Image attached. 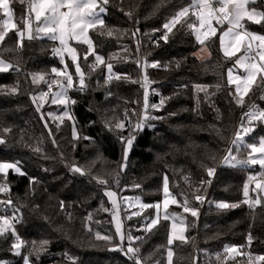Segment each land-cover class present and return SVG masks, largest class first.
<instances>
[{
	"label": "trees",
	"instance_id": "16d2710c",
	"mask_svg": "<svg viewBox=\"0 0 264 264\" xmlns=\"http://www.w3.org/2000/svg\"><path fill=\"white\" fill-rule=\"evenodd\" d=\"M30 3L31 0H10L15 24L20 28H23L22 18L31 16ZM190 4L191 0H110L103 18L108 27L117 31L113 37H107L89 30V36L106 61L112 58L110 62L114 65V72L126 74L130 79L114 80L105 87L106 69L99 66L91 72L87 90L81 92L77 90L75 66L64 54V64L73 75L72 95L76 101L75 104L69 102L67 110L75 120L81 139L73 140L72 122L67 118L59 129L56 124L60 121L49 118V126L55 134V146L31 96L48 91L46 83H32V74L43 73L46 80L59 79L66 83L63 77H56L51 72L52 68L60 66L54 54L57 41L49 38L28 41L25 38L23 48H19L15 31L11 29L5 41L0 43V59L14 66L7 73H0V89L19 85L18 93L14 95L0 91V138L6 141L0 145V162L19 160L27 173V176H19L9 172L7 183L10 191L0 193V201L11 199L13 202L7 206L0 204V216L9 215L16 234L24 240L21 255L16 256L15 250H10L15 238L11 234L7 239L0 238V260L23 264V257L31 253L32 264H73L71 258H76L77 264H133L122 253L108 251L111 245L105 241L95 239V232L99 231L102 235H113V243H119L111 212L103 210L111 209V203L104 194L105 188L115 190L121 200L139 196L145 203H155L163 199L165 174L177 200L182 204L187 197L200 211L197 219L190 213H183L179 205L169 207L171 212L186 218V236L189 237L188 243L176 241L172 245L173 264H235L234 259L225 258V245L244 246L241 249L244 253L250 251L256 256L264 255V207L257 205L250 209L242 203L243 185L260 166L233 168L224 163L229 148L236 158H248L251 150L241 144L237 151L232 145V136L238 116L259 93L262 85L259 82L253 87L244 98L243 105L236 103L235 86L227 83V70L234 69L236 57L226 59L223 56L219 36L226 25H218L215 20L212 24L218 29V34L206 43L211 53L208 58H198L196 52L202 45L198 44L194 34L180 25L169 34L168 43L160 40L159 47L152 43L163 34L162 25L180 8ZM125 13H130L131 17ZM185 19L195 21L192 11ZM245 23L248 30L264 35V26ZM137 28L139 32L133 38L132 33ZM154 29L161 31L154 32ZM137 39L140 41L139 52ZM71 44L77 49L82 69L86 75L89 74L88 65L94 57L89 56L87 63L84 61L87 45L73 40ZM145 58L148 63L159 61L162 67L143 68ZM177 62L180 63L179 68L175 66ZM145 72L153 83L149 103L159 104L162 97L172 99L167 100L160 111L149 109L150 114L163 119L149 121L154 128L137 132L127 168L120 173L124 149L120 136H127L128 129L143 114L144 90L140 83L132 81H142ZM197 84L208 86L210 95L207 98L204 92H196L194 86ZM56 91L59 88L53 84L52 92ZM108 91H111L110 96ZM50 100L51 93L43 111L61 116L64 106L53 105ZM126 112L133 124H126V130L121 132L115 125L126 121ZM5 128L11 131L5 133ZM262 135L264 125L254 129L245 142L258 145ZM85 136L90 139H83ZM38 144L43 154L32 151ZM72 164L81 167L85 174L70 171ZM208 167L216 168L211 178L207 176ZM118 173L119 187L115 183ZM28 177H36L39 183L30 184ZM185 177L189 179L186 181ZM97 179L107 180V186L98 184ZM209 179L211 184L207 183ZM2 180L0 175V182ZM201 181L205 183L201 185ZM134 184H140L141 188L132 187ZM196 188H200L198 194L206 197L203 204L194 200ZM249 195L255 198L252 191ZM60 201H64L63 210ZM221 201L239 203L240 206L221 211L215 207ZM13 208L18 209L15 214ZM133 211L123 208L122 212L125 229H131L134 237H144L143 242L136 241L133 246L140 247L142 259L150 257L147 264H156V261L167 264L170 221L161 220L157 229L145 234L136 229L144 217H152L155 210L147 209L142 216L127 219ZM90 214L91 220L88 219ZM13 215L20 219L13 220ZM249 233L253 237L250 246L247 241ZM42 241L49 242L43 249L40 248ZM127 244L125 241V247ZM217 253L221 254L219 260ZM239 260L247 262V257L240 255Z\"/></svg>",
	"mask_w": 264,
	"mask_h": 264
},
{
	"label": "snow or ice",
	"instance_id": "6c2138e0",
	"mask_svg": "<svg viewBox=\"0 0 264 264\" xmlns=\"http://www.w3.org/2000/svg\"><path fill=\"white\" fill-rule=\"evenodd\" d=\"M110 0H31L29 5L30 12L35 13V20L37 22L36 26L33 27V23L30 19H23L21 23L23 28L17 26L13 23L11 29L15 31L17 37V44L19 48H23L25 38L28 41H32L37 38L48 37L52 41H59V48L54 49L57 55H61V62L63 63V53L67 52L71 58L72 63L75 66V74L78 77V89L83 92L88 88V79H90V74L95 71L99 66H104L106 69V75L104 77V86L107 87L114 80L120 81L125 79H130L126 74H119L114 72V65L111 61V57L106 61L105 57L99 54L96 50V45L93 39L89 36V30L97 31L99 35L107 37H113L116 29L108 27L106 25L104 15L107 14V6ZM215 5H218L216 7ZM67 9V11H62L61 9ZM0 10H3L5 16L8 17L7 20L3 21V25L0 26V43L4 42L9 34V21L12 20L13 11L10 8V0H0ZM194 10V11H193ZM190 11L195 16V21L189 22L185 18L188 17ZM131 17L130 13H125ZM41 18H43V25L40 26ZM215 20L218 25L223 26L225 23L228 25L227 30L223 31L219 36L220 49L223 52V56L226 59H231L236 57L238 53L243 50V55L239 56L235 60V65H239L244 69L245 75H235L233 74V69L229 68L227 70V83L229 85H235V98L236 103L239 105L244 104V97L252 90L253 85L257 84V78L260 76V85L264 86V35L251 32L247 29L246 23L250 22L256 25L264 26V0H191L189 6L180 8L176 13L162 25L163 34L152 41V43L159 47V41L163 40L165 43L169 42V34L173 33V30L180 25L181 28H186L192 34L195 35V39L198 44L204 46L207 42H211L212 38L217 35L218 29L213 26L212 21ZM197 22L199 26H197ZM179 30V29H177ZM154 32L161 31V29H154ZM139 29L132 33L133 38H136ZM73 40L77 43L87 45V50L84 53L83 59L87 63L88 57H94V61L88 65L89 74L86 75L85 71L80 65V57L77 54V49L69 45V41ZM202 50H206L202 49ZM140 51V41L137 39V52ZM211 53L209 52V56ZM256 57H259L257 61ZM140 61H137L138 66H140ZM176 68L180 67V63H176ZM11 63L5 62L0 59V73H7L10 69H13ZM159 68L162 67L159 61H153L148 63L146 58L143 64V68ZM167 67V66H165ZM19 71V69H16ZM51 72L55 74L56 77H63V81L59 79L46 80L45 74H32V83L38 84L44 82L47 84L48 91H41L38 94L32 95L31 99L35 105V110L39 113V118L43 123L45 129H47L48 136L52 139V143L55 146V134L52 128L49 126V118L51 120H59L60 123L56 124V128L59 129L60 125L63 124L64 119L67 118L72 122V135L73 140L78 141L81 139L79 133L76 131L75 120L70 112L67 110L69 102L75 104L76 101L70 99L68 96V91L74 87L73 75L68 71V66L65 65L63 70L52 68ZM133 83H141V87L144 88L143 93V114L135 122L134 126L128 129L129 134L127 136L121 135L120 142L124 145L123 158L120 164V173H123L127 168V161L129 157V152L133 148V142L136 139L137 132L143 131L148 127L154 128L155 126L150 124L149 121L163 119L162 116H155L150 114L149 109L160 111L166 101L172 99V97H162L159 104L149 103V90L148 86L152 83L146 72L143 75L142 81H132ZM53 84L57 85L59 91L52 92ZM97 86L99 87V80L97 81ZM187 87V85H185ZM197 93L204 92L207 98L210 94L208 93L207 85L197 84L194 86ZM19 85L12 86L8 89H0L4 91L7 95H14L18 93ZM51 93L50 103L53 105H63L64 111L61 116H57L54 112H44L43 107L48 103V97ZM158 94V93H157ZM108 96L111 95V91H108ZM175 95H179L176 93ZM107 98V96L105 97ZM126 121H120L115 125V128L119 129L121 132L126 130V124L132 125L133 122L130 117L127 116ZM135 115V112H133ZM170 115H175V113H170ZM247 119L246 127L244 123H241V129L243 135L240 132L236 133L235 139L232 141L239 151L241 144L251 151L248 153L247 159H237L236 156L232 155V149H228V155L224 157V163L230 167L236 168L240 166H251L259 165L261 169H264V137L260 138L259 144L257 143H246L245 137L248 136L252 131L253 127H250L254 121L264 122V110H255L245 113ZM111 130V128H110ZM5 133L10 132L9 128L3 129ZM83 139L88 140L89 137L85 136ZM6 141L0 138V145L5 144ZM75 147V145H73ZM34 153L43 154V149L39 144L32 149ZM254 153H258L259 157L253 156ZM45 155V158H49ZM61 158L63 154L61 153ZM47 171V169H45ZM70 171L73 173H79L84 175L85 172L81 167L75 164L70 165ZM207 176L209 178L213 177L216 173L215 167L207 168ZM9 172L19 175L27 176V173L23 170V165L19 160L13 162H0V175H2L3 180L0 182V193H8L10 191L9 185L7 183V177ZM30 184L39 183L36 177H28ZM94 179H96L94 177ZM189 178L185 177L187 181ZM211 179L207 180L208 184H211ZM255 182V188L252 189L256 192V196L253 199L249 195L250 184ZM97 183L100 185L107 186L108 181L104 179H97ZM117 187H119V173L115 181ZM205 182L201 181V185ZM132 187L141 188L140 184H134ZM200 188H196L193 193L195 202L203 204L206 200L204 195L198 194ZM264 172L261 173L258 178L255 175L248 177V182L243 185V204L248 205L250 209L255 208L257 205L264 207ZM105 196H107L111 202L112 208H104L106 212L112 213V222L115 227V235L119 237V243H113V235H102L99 231L95 232V239L97 241H105L107 244L111 245L108 247V251H116L122 253L129 260L133 261V264H147L149 258H141L140 247H135L133 244L136 241L143 242V236H133L131 229H125L124 223L120 218V203H118L116 197L117 192L109 188H105ZM162 195L163 199L155 203H144L141 201L139 196L128 198H122L125 203L129 206H138L140 211L132 212L127 219H131L133 216H142L144 210L154 209V215L152 217H144V221L137 227L136 231H143L145 234L152 233L154 229L160 225L161 220L171 221L170 227L167 234V264H173V248L172 245L175 241H180L182 243H188L189 237L185 235L188 231V225L186 223V218L179 213L169 212V206L179 205L182 208L183 213H190L191 217L199 218L200 211L199 208L193 206L192 202L185 197L183 203L181 204L169 187V178L167 174L163 176L162 181ZM12 200L8 199L6 201H0L2 205H12ZM161 205H163V212H161ZM239 203H228V202H218L215 207L221 211H228L239 207ZM60 207L63 210L65 207L64 201H60ZM18 211V209L13 208V214ZM13 220H19V217L13 215ZM89 220L92 219L91 214L88 217ZM99 223V221H97ZM88 231L92 232V228L88 227ZM11 234L15 238V242L11 243L10 250H15V255H21V247L23 246V241L16 234L15 228L13 227L10 219L6 215L0 216V238L7 239V236ZM125 241L128 242L127 247H125ZM248 246L251 245L253 237L251 233L247 236ZM48 241H42L40 248L43 249L47 246ZM33 249L36 248L35 242L32 244ZM244 246H230L225 245L223 249V254H225L226 259H235L236 255H245L248 260V264H264V255L252 256L251 253H244L241 249ZM29 256L23 257V264H31ZM38 256L39 253L37 252ZM221 254L217 253V260L220 259ZM73 264H77L76 258H71ZM0 264H10L7 260H0ZM159 264V261H156Z\"/></svg>",
	"mask_w": 264,
	"mask_h": 264
},
{
	"label": "built area",
	"instance_id": "2783aa9c",
	"mask_svg": "<svg viewBox=\"0 0 264 264\" xmlns=\"http://www.w3.org/2000/svg\"><path fill=\"white\" fill-rule=\"evenodd\" d=\"M215 6L218 7V5H215ZM224 25H226V23ZM59 47H60L59 42H57L56 45L54 46V49L59 48ZM54 54H55V56L60 61V66L57 69L63 70L64 67H65L64 58H63V63H62L61 62V55H57L55 51H54ZM63 56H64V53H63ZM256 59L258 61L259 60V57H256ZM152 86H153V83H150L149 86H148L149 97H150V88ZM140 87H141V83H140ZM141 88L144 90L143 87H141ZM72 90L73 89H70L68 91V96L70 97V99L73 100ZM255 110H264V86L261 87L259 93L252 99L251 103L248 106H246L245 108H243V110L241 111L240 115L238 116V119H237V122H236V126H235V129H234V132H233V136H232V141H233V139H235V136H236V133L237 132H240V134L243 135V131L241 129V123L242 122L244 123V125L246 127L249 126L247 124V119L248 118L245 116V113H247L249 111H255ZM262 125H264V122L254 121V123L250 127H253L254 129H256L258 126H262ZM251 135H252V132L248 136H246L245 139L248 138V137H250ZM262 172H264V169L259 168L258 171H256L255 173H253V175H255V176H257L259 178ZM6 216H8L10 218L9 215H6ZM19 237H20V240L21 241H24L21 236H19ZM247 253H251V252L250 251H247ZM251 254H252L253 257L256 256L253 253H251ZM247 264H248V260H247Z\"/></svg>",
	"mask_w": 264,
	"mask_h": 264
},
{
	"label": "rangeland",
	"instance_id": "374dc122",
	"mask_svg": "<svg viewBox=\"0 0 264 264\" xmlns=\"http://www.w3.org/2000/svg\"><path fill=\"white\" fill-rule=\"evenodd\" d=\"M10 8H11V6H10ZM7 19H8V17L5 16L3 10H0V26H2V25H3V21H4V20H7ZM28 19H30V20L32 21V23H33V27H35L36 24H37V22H36V20H35V13H34V12H31V16H30ZM13 23H15V21H14V17L12 16V20L9 21V28H10V30H11V25H12ZM39 23H40V26L43 25V18H41V21H40ZM213 26H214V25H213ZM249 31H250V30H249ZM251 32H253V31H251ZM254 33H256V32H254ZM217 34H218V32H217ZM257 34H258V33H257ZM43 38H48V37H43ZM71 41H72V40L69 41V45H70V46H72ZM57 42H59V41H57ZM72 47H73V46H72ZM205 48H206V50H202V49H205ZM64 54L67 55V56L69 57V60H71V58H70V56L68 55L67 52H64ZM243 54H244V53H243V50H242L240 53L237 54L236 59H238L239 56H241V55H243ZM196 55H197L198 58H200V59L208 58V57H209V50H208L207 46H206V45L201 46V47L198 49V51L196 52ZM5 62H7V61H5ZM8 63H9V62H8ZM236 66H237L238 68H240V69L244 72V69H243L242 67H240L239 65H235V67H236ZM262 137H264V135H262L260 138H262ZM130 152H131V150H130ZM130 152H129V154H130ZM253 156L259 157V154H258V153H254ZM237 159H238V158H237ZM253 166H259V165H251V166H248V167H253ZM254 188H255V182H252V185L250 184V190H249V193H250V191H252V189H254ZM111 190H113V189H111ZM113 191H115V190H113ZM252 194L256 196V192H253V191H252ZM261 195H264V193H262ZM128 198H132V197H128ZM116 199H117L118 203H120V218H121V220L123 221V223H124V217H123V214H122V212H123V208H125V210H129V209L132 210V209H133V210H134L133 212H137V211L140 210V209L138 208V206H129L128 203H125L123 200H121V199L119 198L118 193H117V197H116ZM108 200H109V198H108ZM141 201L144 202V201L142 200V198H141ZM109 202H110V200H109ZM110 203H111V202H110ZM144 203H145V202H144ZM170 206H171V204H170ZM170 206H169V207H170ZM111 208H112V205H111ZM168 211L171 213V211H170L169 209H168ZM161 212H163V205H161ZM111 215H112V213H111ZM170 223H171V221H170ZM124 227H125V224H124ZM185 235H186V233H185ZM118 239H119V237H118ZM175 242H176V241H175ZM239 258H240V255H236V256H235V259H234V260H235V261H234L235 264H237V263H239V262H240V264H246V263H247L246 261H240ZM31 264H32V263H31Z\"/></svg>",
	"mask_w": 264,
	"mask_h": 264
},
{
	"label": "crops",
	"instance_id": "0c3cea01",
	"mask_svg": "<svg viewBox=\"0 0 264 264\" xmlns=\"http://www.w3.org/2000/svg\"><path fill=\"white\" fill-rule=\"evenodd\" d=\"M62 11H67V9L65 8V9H61ZM227 27H228V25L226 24V28H225V30H227ZM224 30V31H225ZM233 74H234V76L235 75H245V72H243L240 68H238L237 66L236 67H234V69H233ZM260 82V76H258V78H257V84ZM256 84V85H257ZM234 85V84H233ZM256 85H253V87L254 86H256ZM235 86V85H234ZM253 89V88H252ZM252 91V90H251ZM251 91L249 92V93H251ZM249 93H248V95H249ZM247 96H245L244 98H246ZM237 264H240V262L239 263H237Z\"/></svg>",
	"mask_w": 264,
	"mask_h": 264
}]
</instances>
